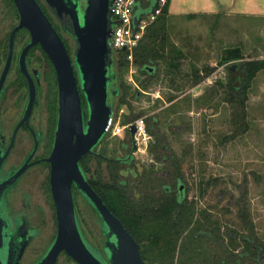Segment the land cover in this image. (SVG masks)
I'll list each match as a JSON object with an SVG mask.
<instances>
[{
    "label": "rangeland",
    "instance_id": "rangeland-1",
    "mask_svg": "<svg viewBox=\"0 0 264 264\" xmlns=\"http://www.w3.org/2000/svg\"><path fill=\"white\" fill-rule=\"evenodd\" d=\"M235 48L242 58H226L228 49ZM158 50L163 58L147 63L151 75L140 69L141 60L124 59L117 67L121 95L111 98L117 119L125 123L142 116L152 130L147 147L134 154L139 177L128 175L123 191L133 206L134 194H139V202L151 209L166 199L163 185L170 184L175 191V176L182 178L179 184L193 214L181 230L171 264L180 261L177 246L195 231V223L215 221L224 243L233 236L239 243L234 249L242 251L241 243L251 238L264 262V68L246 90L241 89L245 81L241 63L264 59V17H170ZM122 143H127L125 133H110L97 150L104 147L111 158L124 156ZM93 168L95 178L116 183L123 169L113 162ZM146 256L160 264L168 258L157 250ZM244 264L251 262L245 259Z\"/></svg>",
    "mask_w": 264,
    "mask_h": 264
},
{
    "label": "flooded vegetation",
    "instance_id": "flooded-vegetation-1",
    "mask_svg": "<svg viewBox=\"0 0 264 264\" xmlns=\"http://www.w3.org/2000/svg\"><path fill=\"white\" fill-rule=\"evenodd\" d=\"M36 2L66 48L77 80L86 124L87 104L79 86L74 56L76 38L68 31V25H62L46 0ZM19 19V11L14 1L0 0V184L9 182L0 192V214L9 237L11 264H39L57 234L56 208L50 186L51 162L48 158L53 149L58 123L60 94L55 66L42 45L35 43L23 53L31 41L32 34L27 27L14 31ZM122 133H125L127 138V143L121 144L124 156L111 158L106 154L104 147L97 150L109 135L105 130L91 151L80 158V167L89 184L91 179H96L93 167L105 162L122 166L123 169L119 170L121 178L117 181L122 188L126 187L128 175L139 177V164L134 161V154L139 152V145L134 142V133L131 134L130 130L124 129ZM21 168V172L14 177ZM71 190L75 216L84 242L98 257L110 264L106 249L109 237L102 217L73 183ZM163 190L166 196L163 202H167L168 206L176 199L186 197L183 194V186L179 183L175 191H172L170 184L163 185ZM128 196L124 193L125 205L132 208L122 212L126 223L100 197L133 236L140 253L145 251L144 257L141 255L144 264H160L155 260L150 261L146 256L150 246L156 249L162 242H152L154 235H150V232H156L153 226L160 223V219H154V216L170 212L161 209L163 203L152 204L151 209H147L145 202H139V194H134L136 204L133 206L128 201ZM165 217L167 216H163ZM139 230L149 232L139 240ZM194 230L193 233L185 235L186 264H198V260L202 261L200 264H244L245 259L251 264H264L260 261L262 255L256 251L254 242L243 241L241 244L245 249L242 248V251L234 249L239 243L233 241V236L230 242L224 243L223 233L217 221L214 225L213 222L210 225L204 223L203 226L194 227ZM191 238L205 241H195ZM171 239L174 241V238ZM229 245L231 249H225ZM180 247L181 243L177 249ZM175 253L176 249L173 256L167 254L169 256L166 262L161 264H171ZM180 255L181 251L177 260H180ZM54 264L79 263L61 250ZM175 264L180 263L177 261Z\"/></svg>",
    "mask_w": 264,
    "mask_h": 264
},
{
    "label": "water",
    "instance_id": "water-1",
    "mask_svg": "<svg viewBox=\"0 0 264 264\" xmlns=\"http://www.w3.org/2000/svg\"><path fill=\"white\" fill-rule=\"evenodd\" d=\"M13 1L20 15L14 31L27 27L32 34L23 53L29 46L40 43L55 66L59 83L58 123L48 158L51 162L50 186L56 208L57 234L39 264H54L61 250L79 264H108L86 245L81 236L73 205L72 183L104 221L109 237L106 249L110 264H144L137 242L89 184L79 164L80 158L91 151L105 132L113 110L111 98L117 93L114 50L110 44L115 23L111 11L113 0H46L62 25H68V31L76 38L74 56L79 86L87 104L86 124L77 80L59 35L36 0ZM138 20L135 15L133 23L136 25ZM130 132H135L134 125H131ZM8 183L0 184V192ZM10 261L9 237L0 214V264H11Z\"/></svg>",
    "mask_w": 264,
    "mask_h": 264
},
{
    "label": "trees",
    "instance_id": "trees-1",
    "mask_svg": "<svg viewBox=\"0 0 264 264\" xmlns=\"http://www.w3.org/2000/svg\"><path fill=\"white\" fill-rule=\"evenodd\" d=\"M152 1H148L147 4H144V10L149 11L153 6ZM141 6L137 5V13L140 14L141 12ZM170 18L168 9H167V3L162 8V12L157 16V18L150 23L146 28V31L142 35L141 41L138 45V47L135 48L134 51V62H137L141 60L143 64L140 66V69L148 74L151 73V67L147 66V63H154V60L163 58V53H160L158 50V45L160 42H163L166 37V28L168 27V19ZM163 46V45H162ZM175 58V57H174ZM226 58H236L241 59L242 53L239 48L235 49H228V52H226ZM124 57L123 53L121 51L117 53H113V62H114V71L116 74V87H117V93L115 95V99L120 97L121 95V89H120V79L118 77V65L123 63ZM242 67L244 68V74H245V81L241 85L242 91L246 90V87L248 86L249 81L252 79V77L255 75V73L264 68V59L263 60H247L241 63ZM195 72H198L196 70ZM233 89H237V87H234ZM240 102H243V100H240ZM114 110V107H113ZM153 120L156 122L157 118L155 116L152 117ZM129 119H126L123 122H127ZM148 132L152 133L151 125H147ZM165 145L163 143L160 144V148H164ZM158 158V155L156 156ZM163 158H165L163 156ZM172 165L175 166V162L171 161ZM176 174L178 172L177 168ZM181 177L179 175L175 176V183L177 186V183L181 181ZM90 184L93 186V188L96 190V192L103 198L104 202L109 206V208L118 215L124 223H126V217L123 215V211L131 210L129 206L125 205V197H124V191L123 188L118 185L116 182H103L100 179H91ZM200 192H202L200 190ZM184 196L185 190H183ZM164 206L161 208L163 210H168L170 214H159V216L155 215L154 219H160V223L154 224V230L157 232H154V238L151 240L152 242H163L165 243L164 246L156 247V249L152 246L149 247V253H155V250L161 256H166L167 254H172L176 249L177 241L179 240L181 230H183L186 226V224L189 222V215L192 216L193 211L190 209V200H187L186 197H183L181 200H175L174 203H172L170 206H168L167 202H163ZM127 216L130 217V214L127 212ZM134 216V215H133ZM163 216H167L163 218ZM198 227L201 225V223H195ZM126 225V224H125ZM127 227V225H126ZM149 232V231H148ZM146 232V233H148ZM233 232V231H232ZM144 231L139 230V240L141 237L146 234ZM153 233H151L152 235ZM194 235V234H192ZM174 238V241L173 239ZM232 239V238H231ZM193 240V238H191ZM246 242H254L251 238L245 239ZM187 242L186 238H183L181 242V255H180V264H186L185 261V250L186 247L184 246V243ZM255 243V242H254ZM256 244V243H255ZM160 247L162 249H160ZM258 245L256 244V251L258 252ZM171 252V253H170ZM145 251L141 252L142 257H144ZM257 254V253H256ZM169 256V255H168ZM167 256V257H168ZM256 257H258L256 255Z\"/></svg>",
    "mask_w": 264,
    "mask_h": 264
},
{
    "label": "built area",
    "instance_id": "built-area-1",
    "mask_svg": "<svg viewBox=\"0 0 264 264\" xmlns=\"http://www.w3.org/2000/svg\"><path fill=\"white\" fill-rule=\"evenodd\" d=\"M152 1L154 4L149 11L144 10V2ZM168 0H113L111 11L112 19L115 21L110 44L115 53L121 49L125 60L134 62L133 53L142 37L146 27L152 23L162 12V8ZM141 6L140 14L137 13V5ZM137 15L139 20L135 25L134 16ZM131 125L135 126L134 142L139 145V150L148 145L150 134L147 130L144 117L140 116L134 120L121 123L117 119L115 111L112 110L111 116L106 125L108 134H120L124 129L130 130Z\"/></svg>",
    "mask_w": 264,
    "mask_h": 264
},
{
    "label": "crops",
    "instance_id": "crops-1",
    "mask_svg": "<svg viewBox=\"0 0 264 264\" xmlns=\"http://www.w3.org/2000/svg\"><path fill=\"white\" fill-rule=\"evenodd\" d=\"M171 18L209 16L264 17V0H168Z\"/></svg>",
    "mask_w": 264,
    "mask_h": 264
}]
</instances>
